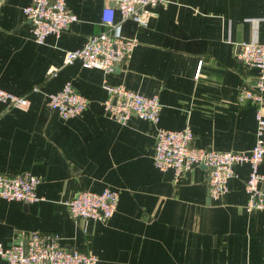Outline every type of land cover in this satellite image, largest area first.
I'll return each instance as SVG.
<instances>
[{
    "label": "crops",
    "instance_id": "obj_1",
    "mask_svg": "<svg viewBox=\"0 0 264 264\" xmlns=\"http://www.w3.org/2000/svg\"><path fill=\"white\" fill-rule=\"evenodd\" d=\"M28 2L0 0V88L23 94L39 87L28 93L25 111L0 104V172L40 178V199H0V243L24 242L32 231L55 232L60 246L91 252L96 264H264V210L243 208L246 164L234 165L226 193L210 200L203 165L176 180L170 169L158 171L151 159L154 127L134 115L120 125L101 108L105 78L142 95L156 94L158 125L189 126L191 146L249 150L255 106L238 107L234 100L255 70L235 60L232 51L233 44L264 39V0H162L145 27L130 19L120 23L119 34L136 45L105 76L77 61L64 65L62 57L104 29L101 12L110 1L65 0L76 20L41 44L32 40L21 11ZM52 68L54 76L48 75ZM65 81L87 101L68 119L50 110L45 97ZM260 110L264 117V98ZM258 171L264 174V158ZM103 188L118 194L107 221L69 216L65 202L76 191Z\"/></svg>",
    "mask_w": 264,
    "mask_h": 264
},
{
    "label": "built area",
    "instance_id": "obj_2",
    "mask_svg": "<svg viewBox=\"0 0 264 264\" xmlns=\"http://www.w3.org/2000/svg\"><path fill=\"white\" fill-rule=\"evenodd\" d=\"M101 12L100 23L104 29L90 34L81 47L63 52L62 64L79 62L83 68L98 69L105 76L115 67L124 63L136 45L133 38L119 34L120 23L130 19L137 27H145L152 8L162 0H108ZM22 14L29 21L32 40L43 43L48 34L58 36L66 31L76 20L65 0H29L22 7ZM115 13L118 19H115ZM232 55L245 68H253L255 73L250 82H242L234 100L236 106L246 104L255 106L254 142L247 151H217L212 148L193 147L192 131L185 125L180 129H166L158 125L160 104L156 94L142 95L125 88L122 84H109L105 78L101 87L106 97L101 102L103 114L110 120L124 125L131 115L147 121L154 127L152 164L158 171L170 169L176 180L183 172L195 165H203L207 170L206 193L210 200L218 201L227 191V182L235 177L233 166L246 164L248 174L244 180L246 212L264 210V174L258 165L264 158V117L261 104L264 98V39L259 42H240L233 44ZM199 66L194 72L198 75ZM56 69L49 70L54 76ZM29 92H39L37 85L28 92L14 94L0 88V104L6 110L25 111L30 101ZM46 106L62 119L79 115L86 107V99L65 81L60 89L47 93ZM40 178L29 172L3 174L0 172V199L29 204L39 200L35 187ZM118 194L116 190L103 188L100 192L80 189L65 202L69 216L74 220L107 221L116 209ZM0 259L6 264H96L94 254L77 249H67L59 245L55 232H29L24 242L3 245L0 243Z\"/></svg>",
    "mask_w": 264,
    "mask_h": 264
},
{
    "label": "water",
    "instance_id": "obj_3",
    "mask_svg": "<svg viewBox=\"0 0 264 264\" xmlns=\"http://www.w3.org/2000/svg\"><path fill=\"white\" fill-rule=\"evenodd\" d=\"M110 5H112V2L110 3Z\"/></svg>",
    "mask_w": 264,
    "mask_h": 264
}]
</instances>
